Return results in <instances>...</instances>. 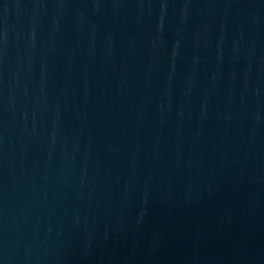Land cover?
I'll return each mask as SVG.
<instances>
[{
    "label": "water",
    "instance_id": "obj_1",
    "mask_svg": "<svg viewBox=\"0 0 264 264\" xmlns=\"http://www.w3.org/2000/svg\"><path fill=\"white\" fill-rule=\"evenodd\" d=\"M0 264H264V0H0Z\"/></svg>",
    "mask_w": 264,
    "mask_h": 264
}]
</instances>
